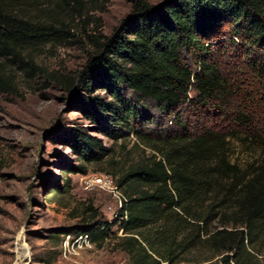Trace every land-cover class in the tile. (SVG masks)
<instances>
[{"label": "trees", "instance_id": "obj_1", "mask_svg": "<svg viewBox=\"0 0 264 264\" xmlns=\"http://www.w3.org/2000/svg\"><path fill=\"white\" fill-rule=\"evenodd\" d=\"M38 1L0 0V94H17L16 79L8 73L17 66L30 78L40 75L74 94L78 103H89L84 112L102 125L108 138L119 141L134 134L154 152L119 179L127 202L114 223L100 220L94 211L81 227L58 232L54 238L83 234L96 244L119 226L123 235L119 248L135 264H175V252L198 248L207 236L206 243L222 263L241 264L248 249L264 240V160L245 167L233 162L224 135L185 131L153 139V133L143 128L153 123L147 103L173 113L179 122L174 113L183 105L206 106L227 93L229 83L211 51L213 38L226 26L232 36L259 50L262 59L250 70L264 79V0H165L157 6L137 2L110 36L90 37L92 51L85 66L67 77L47 75L30 57L68 34L33 15ZM47 1L64 3L75 12L84 4ZM96 90L108 98L93 96ZM190 91L196 96L190 98ZM70 137L84 164L103 163L114 152L82 130ZM85 172L82 165L69 170ZM217 219H226L225 229L214 234L200 225Z\"/></svg>", "mask_w": 264, "mask_h": 264}, {"label": "rangeland", "instance_id": "obj_2", "mask_svg": "<svg viewBox=\"0 0 264 264\" xmlns=\"http://www.w3.org/2000/svg\"><path fill=\"white\" fill-rule=\"evenodd\" d=\"M140 1L157 6L165 0H84L80 12L64 3L39 0L33 15L68 34L62 35L64 40L31 52L30 57L47 75L67 77L81 71L92 51L90 37L110 36ZM230 29L220 30L211 50L214 63L229 83L227 93L206 106L197 102L183 105L174 113L181 124L173 113L147 103L153 123L143 131L153 133V139L185 131L224 135L230 141L231 160L245 167L264 160V79L250 70L261 58L259 50L232 36ZM8 73L14 75L18 90L15 95L0 94V264H135L119 248L123 237L119 226L112 228L114 234L108 239L91 249H79L78 255L69 258L63 254L66 236L56 239L54 235L81 227L94 211L100 220L114 223L118 202L110 191L95 185L94 177L108 176L118 187L124 173L147 162L154 152L134 134L119 141L105 136L102 125L84 112L89 103H78L74 94L40 75L30 78L17 66ZM93 96L108 98L101 90ZM195 96L190 91L189 97ZM76 130L97 137L114 152L103 163L84 164L71 143ZM79 165L85 167V173H69L70 167ZM65 189L67 193H60ZM222 221L226 219L200 225L214 234L225 229ZM206 238L198 248L175 252L174 263L224 264ZM254 247L240 258L241 264H264V240Z\"/></svg>", "mask_w": 264, "mask_h": 264}, {"label": "built area", "instance_id": "obj_3", "mask_svg": "<svg viewBox=\"0 0 264 264\" xmlns=\"http://www.w3.org/2000/svg\"><path fill=\"white\" fill-rule=\"evenodd\" d=\"M94 183L98 187L104 190L110 191L118 202L121 209L124 203L127 202L125 195L114 186L112 180L108 176L99 175L94 177ZM126 218V216L124 217ZM94 243L89 235H66V240L63 245V254L65 258L76 256L79 253V249H91Z\"/></svg>", "mask_w": 264, "mask_h": 264}]
</instances>
